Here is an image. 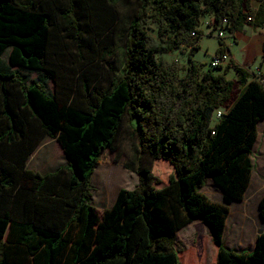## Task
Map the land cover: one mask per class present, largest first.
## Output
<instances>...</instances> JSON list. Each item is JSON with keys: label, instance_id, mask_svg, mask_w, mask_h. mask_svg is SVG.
<instances>
[{"label": "trees", "instance_id": "16d2710c", "mask_svg": "<svg viewBox=\"0 0 264 264\" xmlns=\"http://www.w3.org/2000/svg\"><path fill=\"white\" fill-rule=\"evenodd\" d=\"M110 1L137 4L124 47L101 49L102 59L123 51L122 67L106 62L105 87L94 83L95 75L80 74L74 101L59 90L49 95L45 81L61 87L50 62L55 30L79 51H94L79 17L87 0H0V264H183L176 234L197 220L210 228L215 264H264V232L250 252L224 245L231 205L244 199L251 182L264 86L235 63L224 42L216 53L229 54L222 74L201 73L195 60L203 17L225 22L232 33L263 28L264 0ZM110 16L107 27L115 20ZM182 46L188 68L179 77L178 66L157 55ZM231 69L234 79L226 77ZM19 71L41 80L28 83ZM126 115L136 121L141 153L168 162L173 173L157 188L147 167L129 165L138 187L121 189L100 217L91 178L104 151H116ZM44 137L58 141L68 163L43 176L27 160ZM208 179L222 193L220 202L202 192ZM259 214L264 221V195Z\"/></svg>", "mask_w": 264, "mask_h": 264}, {"label": "rangeland", "instance_id": "374dc122", "mask_svg": "<svg viewBox=\"0 0 264 264\" xmlns=\"http://www.w3.org/2000/svg\"><path fill=\"white\" fill-rule=\"evenodd\" d=\"M253 6L256 8L258 3L254 2ZM136 9V3L130 6H124L121 4L113 5L110 0H87L86 8L79 10V17L83 28L87 32L86 39L91 42L93 52L87 50L79 51L75 44L67 40L58 30H55L52 37V55L50 56V62L60 77L59 83L61 87H56L51 80H47L45 81L47 93L53 95L56 90H59L61 94H69L70 98L78 101V78L83 72L89 75H95V84L104 87L107 86L111 72L106 62H109L119 70L123 64V51H119L113 57L102 59L101 49L111 44H117L121 48L124 47L126 31L130 20L136 13ZM111 13L115 14V20L112 22L111 27H107V23L111 19ZM53 21L58 24L61 23L59 17H55ZM224 25L225 23L216 25L212 16L202 18L200 30L203 32V35L199 41L200 51L196 55V58L199 60L198 65L201 68V73L208 70H212L215 74L223 73L225 66H221L219 69H213L210 66L211 57L216 55L221 46V42L230 46L231 56H234L240 63L244 62V58H254L257 63L263 58V53H260V55L253 53V47L250 43L253 41L252 43L255 44L257 41L262 40L263 36L260 37V35H264V28L253 29L247 26L245 31L239 35L240 39L238 40L235 33L226 29ZM151 30L155 34L156 25L152 24ZM221 32L224 34L223 36L220 35ZM8 53L2 57L6 64L8 63ZM157 59L178 66V76L183 77L188 68V48L182 46L178 51L173 53L158 54ZM257 67H259V63L250 67V71L256 70ZM19 72L25 80H28V83L41 80L38 73ZM226 77L228 79H234L235 71L231 69ZM69 87L72 88V91L68 90ZM216 123L217 119L214 115L211 123L212 127ZM135 124V120H131L128 115L125 116L121 134L116 143V151H104L101 156V162L91 178V204L97 209L100 217L114 203L121 189L131 191L138 187L139 176L136 172L128 169L129 165L137 167L141 163L144 167H147L160 182L158 184H152V186L157 188L168 185L169 177L173 173V168L168 162L153 160L150 156L141 153L139 141L134 132ZM47 141L49 143L47 148L52 149L56 145V141L53 139H48ZM43 161H46V159L43 158L41 160L37 157L32 164L36 165L38 162L43 164ZM58 163L62 167L67 166V161L64 157L58 158ZM202 191L213 201L220 202V195L212 186L211 179H208ZM238 214V207H234L229 217V228L226 235L227 244L234 243L230 227ZM235 244L237 247L239 246L236 241ZM251 244L245 241L240 246L244 247L246 252H249L251 250ZM175 246L181 251V257L183 256V259L189 258L190 254L200 249L204 254L201 253V258L204 260L203 264H209V252L211 248L216 249V246L211 241L209 226L200 220L193 222L190 226L179 232Z\"/></svg>", "mask_w": 264, "mask_h": 264}, {"label": "crops", "instance_id": "0c3cea01", "mask_svg": "<svg viewBox=\"0 0 264 264\" xmlns=\"http://www.w3.org/2000/svg\"><path fill=\"white\" fill-rule=\"evenodd\" d=\"M247 26H249V25H246L244 27L243 31L235 33L238 40L240 39L239 35L245 31ZM249 27H252V26H249ZM256 29H262V28H256ZM261 36H263L262 40L257 41V43H255V44L252 43L253 41H251V43H250V45L253 47V49H252L253 53L257 54V55H260V53H263L264 35H260V37ZM254 38H256V37H254ZM228 47L230 49V46H228ZM246 47H248V46H246ZM198 52H197V54H198ZM242 52H243V49H242ZM233 58L235 60V63L239 67L249 71L250 73L255 72V70L250 71V67H253V66H255V64L257 65L259 63V67H257V68H260L261 63H262V60H260V62L257 63V61H255L254 58H250V59L244 58V62L240 63L234 56H233ZM195 60L197 63H199V60L196 58V56H195ZM235 78H236V75H235ZM48 139H53V138L44 137L40 141V143L36 147V149L31 153V155L29 156V158L27 160V168L29 170L36 172V173H39L43 176L47 175V174L54 173L60 167H62L58 163V158L64 157L67 161V157H66V154L64 152V149L62 148V146L58 143V141L56 139H53L56 141V145H54L52 149H50L49 147L47 148V146L49 144L47 141ZM54 153L57 156L56 155L54 156ZM37 157H38V159H41V160H43V158H45L46 161H43L44 162L43 164L38 162V164L33 165L32 162H34ZM251 157H252V161L254 164V169H253L249 188H248L247 193H246V195L242 201L234 202L231 205V210H230V214H229V217H230V215L232 214L233 208L238 207L239 214L234 218L233 223L230 227V232H231L232 238L234 239V243L233 244L232 243L227 244V242H226L227 230L229 228V224H228L229 223V217H228L227 222H226V229H225V234H224V245L226 247L234 249L238 252L245 251L244 247L240 246L245 241L249 244L252 243L251 244V250H250V251H252L254 249L257 236L260 233L264 232V221L260 218V214H259V203H260L262 196L264 195V120H262L258 124V138H257L256 144L254 146ZM207 182H208V180H207ZM207 182H206V184H207ZM211 184H212V182H211ZM212 186H213V184H212ZM214 189L219 193L220 201H221L222 200V193L218 189H216L215 187H214ZM110 207H108V208H110ZM191 224H189L188 226H190ZM188 226H186V227H188ZM185 228H183L182 230H184ZM182 230H180L179 232H181ZM179 232L176 234V239H177ZM211 241H212V237H211ZM235 241L238 242V244H239L238 247L235 244ZM179 252L181 253V251H179ZM201 253L203 254V252H201L200 249L199 250L197 249V251L195 253H192L194 258L189 257V258L183 259L184 260L183 264H203L204 260H202V258H201ZM206 253H207V251H206ZM209 253H210L209 264H215L216 263V257H217V249L211 248V251Z\"/></svg>", "mask_w": 264, "mask_h": 264}, {"label": "built area", "instance_id": "2783aa9c", "mask_svg": "<svg viewBox=\"0 0 264 264\" xmlns=\"http://www.w3.org/2000/svg\"><path fill=\"white\" fill-rule=\"evenodd\" d=\"M220 35L223 36L224 34L221 32ZM228 62H229V54L226 53L224 55H215L211 57L210 65L214 68H217L228 65ZM254 76L255 79L264 86V66L257 68L254 72ZM221 115H222V111L221 110L217 111L216 119H218Z\"/></svg>", "mask_w": 264, "mask_h": 264}]
</instances>
